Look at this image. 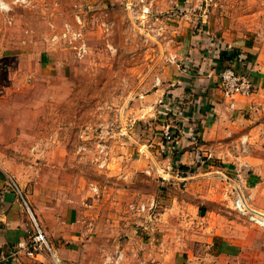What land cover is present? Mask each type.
Returning a JSON list of instances; mask_svg holds the SVG:
<instances>
[{
  "label": "rangeland",
  "instance_id": "1",
  "mask_svg": "<svg viewBox=\"0 0 264 264\" xmlns=\"http://www.w3.org/2000/svg\"><path fill=\"white\" fill-rule=\"evenodd\" d=\"M207 6L231 21L224 31L264 49V0H0V168L52 250L65 234L83 264H171L187 248L207 255L184 220L192 213L181 207L183 171L162 165L166 125L156 128L152 96L193 47ZM244 62L234 70L243 74ZM251 65L264 73V52ZM257 98L260 112L243 114L254 131L219 157L201 155L204 164L194 158L205 170L196 190L225 197L207 207L248 229L232 199L237 186L264 214V193L249 190L264 182V93ZM250 166L259 176L244 173Z\"/></svg>",
  "mask_w": 264,
  "mask_h": 264
},
{
  "label": "crops",
  "instance_id": "2",
  "mask_svg": "<svg viewBox=\"0 0 264 264\" xmlns=\"http://www.w3.org/2000/svg\"><path fill=\"white\" fill-rule=\"evenodd\" d=\"M208 8L203 7L199 12L202 20L201 25L195 27L198 33L193 37L196 40L190 43L193 47L180 60L181 64L175 62L171 65L165 76V84L152 93L159 103V125L156 128L161 130L168 125L175 139L172 148L167 147L164 142L161 145V151L165 155V164L162 165L172 170L171 174L176 172V168L183 171V176L179 179L188 182L186 190L189 196L181 199V207L191 209L192 213L190 216H184V220L187 227L196 232L194 237L205 242L200 243L199 248L207 253L206 256H196L193 249L187 248L183 255H179L181 262L175 261L171 264H206V257L216 260L217 264H264L263 227L249 222L258 228L248 229L247 223L241 225L234 219L236 215L232 218L223 212L209 209V202L216 206L218 203L224 204L223 191L216 190L214 198H211L212 195H206L203 187H200L202 191L196 190L199 182L194 184L200 173L205 171L203 167L194 166V158L208 153L219 157L221 153H227L228 146L247 128L250 132L254 131L256 125L249 124L251 121L245 122L243 114L259 111L260 106L256 105L260 100L257 97L264 93V73L252 71L251 65L254 55H263L264 49L259 53L256 42L232 36L228 31H224L232 27L231 21L224 20V12L214 10L213 7L210 10ZM216 42L221 48L214 47ZM239 55L245 59L243 74L250 77L256 93L251 95L252 97L236 96L233 99H225L220 88V69L230 67L238 70L242 64L241 58L236 59ZM251 166L244 173L253 171L252 178H256L258 172ZM168 173L170 174V171ZM14 186L16 185L13 180L0 168V264H55L51 263L54 260H48L45 253L31 258L17 247L19 243L26 241L33 224ZM190 188L200 192H191ZM249 190L259 197V190L264 193V182L259 178ZM21 196L25 200L22 194ZM250 205L253 209L263 212L257 202L254 201ZM252 231L255 233L253 236L249 233ZM69 238L71 240L76 237L69 235ZM58 239L63 243L53 244V259H58V264H83L77 258L78 251L75 246L67 245L66 235L58 236ZM167 256V260H170V255ZM160 259L158 260L162 261Z\"/></svg>",
  "mask_w": 264,
  "mask_h": 264
},
{
  "label": "built area",
  "instance_id": "3",
  "mask_svg": "<svg viewBox=\"0 0 264 264\" xmlns=\"http://www.w3.org/2000/svg\"><path fill=\"white\" fill-rule=\"evenodd\" d=\"M220 79V88L222 90L223 96L225 99H233L236 96L248 97L253 92V85L250 78L245 74H240L235 71L233 68L225 67L220 69L219 73ZM174 134L171 132V128L166 125L162 129V138L165 142V145L169 148H172L174 144ZM243 143L244 141L241 140ZM197 163L204 164L202 156H196ZM19 196L24 202V206L31 217V224H33L32 231L28 234L27 239L24 243H19L18 248L25 252L27 257H35L36 255H41L43 253H49L53 257L52 249L49 245L47 236L44 230L36 223V220L30 211L27 203L21 196V192L17 186H14ZM234 209L247 216L248 219L253 222L255 225L264 227V214L255 211L249 205V199L244 197L241 192H239L238 187L235 186V194L232 199ZM55 264H58V259H53ZM1 263V262H0Z\"/></svg>",
  "mask_w": 264,
  "mask_h": 264
},
{
  "label": "trees",
  "instance_id": "4",
  "mask_svg": "<svg viewBox=\"0 0 264 264\" xmlns=\"http://www.w3.org/2000/svg\"><path fill=\"white\" fill-rule=\"evenodd\" d=\"M223 57H224V55H223Z\"/></svg>",
  "mask_w": 264,
  "mask_h": 264
}]
</instances>
